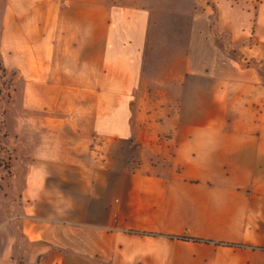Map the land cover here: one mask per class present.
I'll return each mask as SVG.
<instances>
[{
    "label": "crops",
    "instance_id": "0c3cea01",
    "mask_svg": "<svg viewBox=\"0 0 264 264\" xmlns=\"http://www.w3.org/2000/svg\"><path fill=\"white\" fill-rule=\"evenodd\" d=\"M5 5L0 264H264V0Z\"/></svg>",
    "mask_w": 264,
    "mask_h": 264
},
{
    "label": "rangeland",
    "instance_id": "374dc122",
    "mask_svg": "<svg viewBox=\"0 0 264 264\" xmlns=\"http://www.w3.org/2000/svg\"><path fill=\"white\" fill-rule=\"evenodd\" d=\"M5 0H0V42L5 40V28H3L4 25V20H5ZM7 73H9L8 77ZM19 69L18 68H10L8 69V67L5 64V56L0 52V105L3 103L6 104L9 102L10 97H11V92L14 91V88L16 87V82H17V78L19 76ZM11 86H13V88L11 89ZM247 98H243L242 103L239 105L240 109H233L232 111V116H238V117H242V118H255L258 119L262 116V108L257 107L256 108H248V102L246 100ZM2 108V106H0V109ZM151 112V110H146L145 113L149 114ZM1 113V112H0ZM173 112H166L165 110H160L158 118H160V120L166 118V117H171ZM0 119H2V115L0 116ZM159 128H157V130H154V133H158L160 134V132H162L165 136L166 134H174L176 133V129H174V127L167 125L162 126L160 124ZM2 131V122H0V132ZM167 137V136H166ZM160 144V143H158ZM166 144L168 145V147L170 148L171 153L169 155H167L166 157H164V159H161L159 156H156V154L154 156H152L150 159L153 161L154 165H156L157 163H155L156 161L160 162H166L167 160L170 159V157L172 158V156L174 157L176 155L175 153V148L177 147V143H174L173 141H169L166 142ZM100 146V145H99ZM166 146V145H165ZM161 147V145L159 146V148ZM167 148V146H166ZM99 148L96 147V151H98ZM100 151V150H99ZM137 157V155H133L132 157V163L133 165H136V161L135 158ZM10 159V158H9ZM9 159L6 158V163L7 167L9 169ZM9 173H5V169L1 168L0 169V175L2 177H7Z\"/></svg>",
    "mask_w": 264,
    "mask_h": 264
},
{
    "label": "built area",
    "instance_id": "2783aa9c",
    "mask_svg": "<svg viewBox=\"0 0 264 264\" xmlns=\"http://www.w3.org/2000/svg\"><path fill=\"white\" fill-rule=\"evenodd\" d=\"M8 75H9V73H7V76H5V77H8ZM12 88H13V86H11V89H12ZM11 150H12V149H11ZM11 150H10V149L8 150V155H12V154H13V152H12ZM1 168L5 169V173H9V169H8L6 163L1 164V165H0V169H1Z\"/></svg>",
    "mask_w": 264,
    "mask_h": 264
},
{
    "label": "trees",
    "instance_id": "16d2710c",
    "mask_svg": "<svg viewBox=\"0 0 264 264\" xmlns=\"http://www.w3.org/2000/svg\"><path fill=\"white\" fill-rule=\"evenodd\" d=\"M184 239L188 238V237H183Z\"/></svg>",
    "mask_w": 264,
    "mask_h": 264
}]
</instances>
